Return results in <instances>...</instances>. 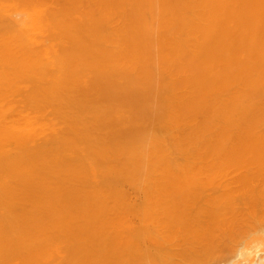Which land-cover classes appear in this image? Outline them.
<instances>
[{"label":"bare ground","instance_id":"6f19581e","mask_svg":"<svg viewBox=\"0 0 264 264\" xmlns=\"http://www.w3.org/2000/svg\"><path fill=\"white\" fill-rule=\"evenodd\" d=\"M258 221L264 0H0V264H234Z\"/></svg>","mask_w":264,"mask_h":264},{"label":"clouds","instance_id":"9594fccd","mask_svg":"<svg viewBox=\"0 0 264 264\" xmlns=\"http://www.w3.org/2000/svg\"><path fill=\"white\" fill-rule=\"evenodd\" d=\"M250 238L252 243L245 253L246 264H264V221L257 222Z\"/></svg>","mask_w":264,"mask_h":264},{"label":"rangeland","instance_id":"374dc122","mask_svg":"<svg viewBox=\"0 0 264 264\" xmlns=\"http://www.w3.org/2000/svg\"><path fill=\"white\" fill-rule=\"evenodd\" d=\"M21 14H22L23 22L29 24L31 22V17H32L31 16V12L29 13L28 10L22 9L21 10ZM27 21H29V22H27ZM251 243H252V240H251L250 234H249L247 237L244 238V240H243V242L241 244V250L244 251L246 249V251H247L250 248ZM246 251H244V252H246ZM242 256L241 255L236 256L235 259H234V264H246V258H245L246 256H245V253Z\"/></svg>","mask_w":264,"mask_h":264}]
</instances>
